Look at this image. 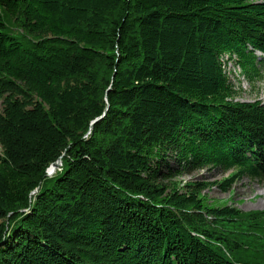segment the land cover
Segmentation results:
<instances>
[{"label": "trees", "instance_id": "1", "mask_svg": "<svg viewBox=\"0 0 264 264\" xmlns=\"http://www.w3.org/2000/svg\"><path fill=\"white\" fill-rule=\"evenodd\" d=\"M222 56L263 78L264 0H0V264H264V209L202 195L264 181Z\"/></svg>", "mask_w": 264, "mask_h": 264}, {"label": "rangeland", "instance_id": "2", "mask_svg": "<svg viewBox=\"0 0 264 264\" xmlns=\"http://www.w3.org/2000/svg\"><path fill=\"white\" fill-rule=\"evenodd\" d=\"M224 69L228 73V77L237 88L235 100L252 101L259 99L264 102V75L260 81L249 82L239 72L230 59L226 60V56L221 57ZM2 98H0V109L2 107ZM60 167V166H59ZM56 168V169H59ZM229 175V172L217 173L210 171L208 168H197L189 172L174 176L171 178L172 183H179V189L184 190L185 184L190 182H207L220 180ZM167 181V180H166ZM173 186V185H172ZM170 186V187H172ZM264 181L244 177L237 180L230 191L221 192L218 187L210 186L202 191V195L206 197L207 202L211 204L225 203L226 205L239 208L242 211L262 210L264 209Z\"/></svg>", "mask_w": 264, "mask_h": 264}, {"label": "water", "instance_id": "3", "mask_svg": "<svg viewBox=\"0 0 264 264\" xmlns=\"http://www.w3.org/2000/svg\"><path fill=\"white\" fill-rule=\"evenodd\" d=\"M59 166H61V159L59 158L56 162L52 163L51 166L48 168V174H52L56 168H58Z\"/></svg>", "mask_w": 264, "mask_h": 264}, {"label": "bare ground", "instance_id": "4", "mask_svg": "<svg viewBox=\"0 0 264 264\" xmlns=\"http://www.w3.org/2000/svg\"><path fill=\"white\" fill-rule=\"evenodd\" d=\"M262 193H264V190L262 191Z\"/></svg>", "mask_w": 264, "mask_h": 264}]
</instances>
